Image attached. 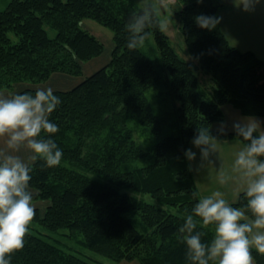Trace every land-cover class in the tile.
Returning <instances> with one entry per match:
<instances>
[{
	"label": "trees",
	"instance_id": "trees-1",
	"mask_svg": "<svg viewBox=\"0 0 264 264\" xmlns=\"http://www.w3.org/2000/svg\"><path fill=\"white\" fill-rule=\"evenodd\" d=\"M174 1L185 50L212 86L209 93L201 87L193 63L179 56L159 27L156 11L147 31L170 76L167 93L179 102L174 109L177 133L163 136V119L153 112L146 94L162 83L161 73L140 48H127L126 24L141 9L134 0H9L0 9V89L11 93L34 95L37 87L15 90V85H38L53 73L80 76L82 64L103 53L104 43L83 26V19L112 33L105 65L70 89L54 90L61 104L49 118L59 130L49 138L63 156L52 168L36 161L30 187L39 190L34 201L47 202L42 214L36 208L32 222L50 231L67 229L69 236L78 233L82 246L115 262L191 264L178 229L202 196L184 150L198 127L215 132L211 126L222 119L223 104L243 115L264 117L262 59L231 45L220 24L209 31L195 22L197 15L219 16V0ZM137 131L158 138L146 152L134 137ZM219 139L236 140V135L228 131ZM144 158L146 163H136ZM231 204L245 206L242 191ZM134 215L144 231L133 222ZM197 230L204 232L202 242L210 243L214 226L198 224ZM252 255L256 264H264V255L255 249ZM102 262L68 252L31 231L23 249L11 256V264Z\"/></svg>",
	"mask_w": 264,
	"mask_h": 264
},
{
	"label": "clouds",
	"instance_id": "clouds-1",
	"mask_svg": "<svg viewBox=\"0 0 264 264\" xmlns=\"http://www.w3.org/2000/svg\"><path fill=\"white\" fill-rule=\"evenodd\" d=\"M138 2L142 4L140 11L133 13L126 24L127 48L132 51L144 46L150 36L147 29L155 22L154 6ZM203 2L196 0L198 4ZM233 3L245 12H253L261 0ZM222 19L201 14L195 22L211 31ZM159 27L163 30L166 23L160 22ZM60 104L51 87H37L34 95L0 93V264H11L12 254L24 247L36 208L40 206L44 211L45 201H39V205L34 202L39 190L30 187L31 173L38 160L45 161L48 168L61 162L63 152L49 138L59 130L49 117ZM231 129L239 147L230 169L220 163L217 179L221 185L237 181L246 204L235 207L219 191L199 199L178 229L191 264H254L252 249L264 255V127L255 117H244L234 121ZM227 132L224 121L219 122L215 132L209 126L197 128L191 143L200 153L198 168L213 166L211 158L219 154V138ZM184 155L189 161L197 157L192 148L184 150ZM198 224L203 228L214 226L210 243L202 242L204 232L197 230Z\"/></svg>",
	"mask_w": 264,
	"mask_h": 264
},
{
	"label": "rangeland",
	"instance_id": "rangeland-1",
	"mask_svg": "<svg viewBox=\"0 0 264 264\" xmlns=\"http://www.w3.org/2000/svg\"><path fill=\"white\" fill-rule=\"evenodd\" d=\"M8 1L9 0H0V9L4 8L5 5L8 3ZM134 2L138 8L142 7V4L139 3L138 0H134ZM143 2L145 4H151L154 6V8H156L159 17V23L160 22L166 23V27L163 29V31L169 37V40L171 41V45L173 46L174 50L179 54L180 57L184 58L187 61H191L193 63V68L195 70V73L199 77L201 87L204 89L205 92L209 93L212 86V81L210 80L209 76L199 68L196 60L192 58L185 50L183 37L178 28V19L175 15V11L178 8L179 4L178 3L176 4L174 0H143ZM83 24H84L83 26L86 29H88L90 32L95 34L104 43L103 53L99 57H97L100 58L102 61L100 60L101 61L100 64L97 67H95L94 70H96V68L98 69L99 67L105 65L110 59V52L113 47V43L111 41L112 33L109 28L100 25L99 23H97L96 21L90 18L83 19ZM140 49L152 61V63L155 65L156 69L160 71L162 76V83L151 86L146 93L151 103L153 112L158 116H161L163 119L161 136L168 134H176L177 127H176L174 109L178 106L179 102L174 98L169 97L167 93L166 81L169 79L170 76L168 71L164 69L161 65L158 54L159 52L156 48L153 37L149 36L144 46L140 47ZM84 63H86L85 65H87V61ZM86 70L87 68L85 69L84 67L83 72L79 77L84 78L83 76H87ZM26 86L38 87V85L18 83L15 85V90H21ZM134 137L138 141V144L140 145L141 149L144 150L145 152L148 151L152 147L153 143L156 142V140L158 139L152 137L151 134L149 135L148 133H144L140 131H137L134 134ZM144 159L136 161V163L138 165H142L147 162V158ZM142 197L145 200L150 201L151 203H155V199H153L151 196L147 194L142 195ZM39 201L41 200L34 202H36L39 205ZM46 204L47 202L45 203L44 208ZM37 208L39 212L42 214L40 206H38ZM126 216L131 217V213L130 212L126 213ZM134 218H136V215L132 217V220L137 226V228L139 230L144 231L143 226L137 221H135ZM28 227H29V231L44 237L45 239L60 246L64 250L77 254L82 258H86V259L89 257L100 258L103 259L102 264L117 263L110 259L101 258L99 255L93 253L92 251L82 246L78 241L82 236L78 233H76L73 236H69L68 235L69 231L67 229L50 231L45 229L38 223H34V222H31V224Z\"/></svg>",
	"mask_w": 264,
	"mask_h": 264
},
{
	"label": "crops",
	"instance_id": "crops-1",
	"mask_svg": "<svg viewBox=\"0 0 264 264\" xmlns=\"http://www.w3.org/2000/svg\"><path fill=\"white\" fill-rule=\"evenodd\" d=\"M219 16L222 17L220 23L221 30L231 45L240 50H249L255 53L264 62V0L256 6L255 11L245 12L233 3V0H219ZM100 58H93L82 64L87 68V75L95 71L100 62ZM97 69V68H96ZM84 77V76H83ZM82 80L79 76H72L64 73H53L45 82L38 84V87H51L53 90H67L75 86ZM0 93L8 94L11 91L0 89ZM223 117L219 121L212 123L215 130L219 122L224 121L228 125V131H232L231 126L234 121L244 117H255L262 122L264 127V117L243 115L238 109L230 104L222 105ZM219 154L213 156V166L198 168L200 164V153L190 142L188 148H192L197 153L195 161H189L193 174L195 186L202 197L210 195L214 191H219L223 198L230 203L234 202L241 190L237 181H230L227 185L218 183L217 175L220 163L225 169H230L234 159V153L239 145L235 139H220ZM219 156V159H218ZM254 261V260H253ZM108 264V263H104ZM116 264H138L137 261H119ZM254 264L255 261H254Z\"/></svg>",
	"mask_w": 264,
	"mask_h": 264
}]
</instances>
